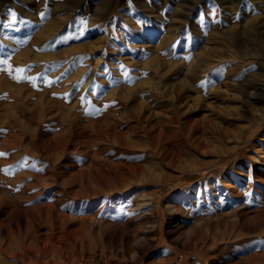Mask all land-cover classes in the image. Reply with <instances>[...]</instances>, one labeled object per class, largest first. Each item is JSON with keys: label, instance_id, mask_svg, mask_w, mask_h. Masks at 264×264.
Returning <instances> with one entry per match:
<instances>
[{"label": "rangeland", "instance_id": "1", "mask_svg": "<svg viewBox=\"0 0 264 264\" xmlns=\"http://www.w3.org/2000/svg\"><path fill=\"white\" fill-rule=\"evenodd\" d=\"M242 127H264V0H0V255L264 264Z\"/></svg>", "mask_w": 264, "mask_h": 264}, {"label": "bare ground", "instance_id": "2", "mask_svg": "<svg viewBox=\"0 0 264 264\" xmlns=\"http://www.w3.org/2000/svg\"><path fill=\"white\" fill-rule=\"evenodd\" d=\"M221 87V86H220ZM212 90V89H211ZM211 92H213V91H211ZM212 96V95H211ZM262 121V120H261ZM250 126V125H249ZM249 129H251L250 127H249ZM246 135H248V136H246ZM245 136H246V138H245ZM238 138L239 139H249V141L252 139V143H253V148L256 150V155H257V157H255V159H257V160H253L252 162H251V164H252V169L253 170H256L257 171V169H256V164H257V161H259L258 159H260V160H262V162L264 163V154H263V152H262V150L264 149V127L259 131V133H249L248 134V128H246V127H242V129H241V131H240V134L238 135ZM250 143V142H249ZM177 155H178V153H177ZM258 163H261V162H258ZM264 166V165H263ZM264 168V167H263ZM216 170H217V168H216ZM211 171H213V170H211ZM260 173V172H259ZM208 174V173H207ZM206 174V175H207ZM258 176H259V174H258ZM256 178H258V177H256ZM261 178V177H260ZM259 180V179H258ZM263 181H264V179H262ZM225 184H227V183H225ZM229 184V183H228ZM223 185V184H222ZM228 186H231L230 184L228 185ZM235 187V186H234ZM231 188H233V187H231ZM230 188V189H231ZM210 191V190H209ZM207 193V192H206ZM205 193V194H206ZM215 193V192H214ZM210 194H212V193H210ZM209 194V195H210ZM207 195V194H206ZM209 195H207V196H209ZM220 213H222V212H220ZM226 214H228V213H226ZM229 214H230V212H229ZM224 215V214H223ZM222 215V216H223ZM225 216V215H224ZM227 216V215H226ZM93 220V219H92ZM91 220H89V222H90ZM94 221H96L95 219H94ZM93 222V221H92ZM99 222V221H98ZM3 254H5L4 256H9V257H12L13 256V258H17V260L20 262V264H37V262L39 261V253H37V254H29V253H6V252H2ZM9 260H11V259H9ZM181 262V261H180ZM179 262V263H180ZM178 263V262H177ZM182 263V262H181ZM0 264H8L7 263V261L5 260V258L3 257V256H1L0 255Z\"/></svg>", "mask_w": 264, "mask_h": 264}, {"label": "snow or ice", "instance_id": "3", "mask_svg": "<svg viewBox=\"0 0 264 264\" xmlns=\"http://www.w3.org/2000/svg\"><path fill=\"white\" fill-rule=\"evenodd\" d=\"M18 72H23L24 70L23 69H17Z\"/></svg>", "mask_w": 264, "mask_h": 264}]
</instances>
